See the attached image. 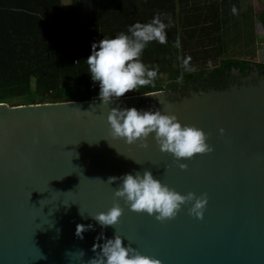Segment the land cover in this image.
<instances>
[{"label":"water","instance_id":"water-1","mask_svg":"<svg viewBox=\"0 0 264 264\" xmlns=\"http://www.w3.org/2000/svg\"><path fill=\"white\" fill-rule=\"evenodd\" d=\"M241 82L173 101L158 91L108 105L0 103V264H87L93 244L115 234L162 264H264V75L256 68ZM115 107L176 115L208 134L213 151L177 162L160 151L154 133L147 148L114 140L107 115ZM145 170L181 195L207 194L203 219L189 215L188 204L160 222L123 200L114 228L92 219L117 202L120 181L109 185V177ZM77 224L93 230L81 240Z\"/></svg>","mask_w":264,"mask_h":264},{"label":"trees","instance_id":"trees-1","mask_svg":"<svg viewBox=\"0 0 264 264\" xmlns=\"http://www.w3.org/2000/svg\"><path fill=\"white\" fill-rule=\"evenodd\" d=\"M157 16L167 42H150L140 57L157 76L124 96L165 91L173 101L231 87L234 70L264 75V63L237 56L263 41L256 22L264 32V8L254 14L243 0H0V103L99 100L92 45Z\"/></svg>","mask_w":264,"mask_h":264},{"label":"clouds","instance_id":"clouds-1","mask_svg":"<svg viewBox=\"0 0 264 264\" xmlns=\"http://www.w3.org/2000/svg\"><path fill=\"white\" fill-rule=\"evenodd\" d=\"M235 11L233 8V12ZM165 28L166 25L157 16L150 23H136L131 26L128 29L130 36L121 33L115 38L102 39L98 44L92 45V53L86 61L92 81L99 84L98 99L103 102L102 104L108 105L112 100L134 91L138 86L153 83L157 70L147 69L140 57L150 42L157 41L160 44L167 42ZM184 63L187 64L188 60ZM159 103L163 102L159 100ZM107 122L111 138L123 139L128 145L139 141L140 147L147 148L146 141L154 133L160 151L171 154L177 162L213 151L206 143L208 134L202 129L182 125L176 115L162 114L160 110L138 111L134 107L123 109L115 107L110 109ZM220 132L223 134L224 130L220 129ZM178 166L182 170L187 169V164L179 163ZM116 181H120L119 187L114 190V199L117 202L107 212L92 216L101 227L114 228L119 223L123 214L119 200H123L130 210L154 215L160 222L174 219L181 207L188 204L192 205L188 209L189 215L203 219L208 203L207 194L197 196L189 192L187 195H181L154 178L150 170L143 171V174L136 172L134 175L109 177L106 183L111 185ZM88 230H93L91 224L87 226L77 224L75 235L82 240L83 233ZM57 232L59 233V229ZM96 239L97 241L104 239L103 233ZM92 251L95 257L87 264H162L159 259L142 255L131 243L124 246L123 238L118 234H115L113 239H104L103 244L94 243ZM84 254L83 250H78L74 255L82 260ZM43 258L45 257L42 255Z\"/></svg>","mask_w":264,"mask_h":264},{"label":"rangeland","instance_id":"rangeland-1","mask_svg":"<svg viewBox=\"0 0 264 264\" xmlns=\"http://www.w3.org/2000/svg\"><path fill=\"white\" fill-rule=\"evenodd\" d=\"M65 8H69L71 0H63ZM245 8L251 7L254 14H258L264 8V0H243ZM255 34L263 38L262 42L256 41L251 48L245 49V53H238L237 56L252 60L258 63H264V32L259 23H255ZM236 55V54H235ZM167 77V76H166Z\"/></svg>","mask_w":264,"mask_h":264},{"label":"flooded vegetation","instance_id":"flooded-vegetation-1","mask_svg":"<svg viewBox=\"0 0 264 264\" xmlns=\"http://www.w3.org/2000/svg\"><path fill=\"white\" fill-rule=\"evenodd\" d=\"M256 71V68H253L246 76H252L253 75V73ZM235 74V76H236V78H237V81H236V83L237 84H241L242 82H241V79L244 77V76H241V74H236V73H234ZM235 83V84H236ZM176 94V93H175Z\"/></svg>","mask_w":264,"mask_h":264}]
</instances>
